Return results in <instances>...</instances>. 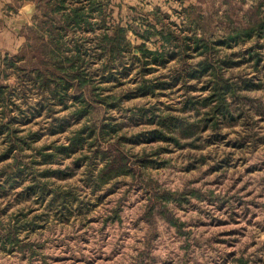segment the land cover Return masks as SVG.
<instances>
[{
  "label": "trees",
  "instance_id": "trees-1",
  "mask_svg": "<svg viewBox=\"0 0 264 264\" xmlns=\"http://www.w3.org/2000/svg\"><path fill=\"white\" fill-rule=\"evenodd\" d=\"M33 1L32 24L21 31L24 44L17 52H0V198L22 187L14 201L47 203L59 221L67 222L72 215L87 213L90 204L83 203L73 187L57 185L52 178L71 177L85 164L84 182L96 193L121 175L137 178L141 169L156 162L146 153L131 162L122 149L124 141L145 139L203 148L222 137L223 124L252 116L244 109L251 110L245 104L246 92L263 87L264 80L234 69L248 61L259 71L264 61L258 51L264 39V0H220L208 10L183 7L180 24L156 8L147 14L143 28L115 21L112 0ZM218 29L224 37L215 39L212 34ZM131 31L143 42H132ZM151 36L157 37L155 47H150ZM251 40L254 44L243 49V43ZM134 67L140 77L136 86L118 92L109 82L128 77ZM165 68L167 75H154ZM176 85L183 89L177 107L144 109L155 126L151 130L117 137L116 125L104 120L107 108L121 107L131 97L171 92ZM66 115L72 116L68 123ZM35 119L47 121L51 134L69 133L68 142L35 146L41 137L30 125ZM208 129L212 133L206 137L203 131ZM76 153L80 154L73 168L49 166ZM96 154L103 159L100 166ZM39 165L47 166L39 170ZM141 183L149 197L143 218L153 227L158 216L178 225L168 207L172 201L187 195L203 197L199 189L173 193L152 179ZM9 206L0 207V217L8 214ZM28 212L19 209L8 215L7 222L0 220L4 247L31 249L21 231L42 226L49 213L28 218ZM112 218H120L117 209Z\"/></svg>",
  "mask_w": 264,
  "mask_h": 264
},
{
  "label": "rangeland",
  "instance_id": "rangeland-1",
  "mask_svg": "<svg viewBox=\"0 0 264 264\" xmlns=\"http://www.w3.org/2000/svg\"><path fill=\"white\" fill-rule=\"evenodd\" d=\"M135 15L128 20L124 14L126 17L115 21H129L135 28H143L147 14L139 12ZM197 31L201 33L200 29ZM224 33L218 29L212 37L220 39ZM135 38L143 42L131 31L129 39L134 42ZM156 40L157 37L151 36L150 47H155ZM253 44L251 40L242 47L245 49ZM258 45V51L264 57V39ZM138 69L134 67L128 77L109 83L114 84L118 92L122 88L135 87L140 79L136 75ZM234 72L253 76L256 81L264 80V61L259 71L252 62L243 61ZM167 73L169 69L165 68L154 75ZM169 91L151 98L131 97L123 107L107 108L104 120L111 119L116 125L117 137L151 130L155 126L145 117L144 109L177 107L183 89L176 85ZM246 93L245 104L251 110L244 109L252 114L249 118L253 123L252 137L246 132V122L239 120L236 124H223L219 128L222 137H215L203 148L145 139L124 141L122 149L131 157V162L144 153L156 162L141 169L137 178L125 174L106 184L97 192L101 200H96V193L84 182L85 164L71 177L52 178L57 185L73 187L81 195L82 202L90 204L87 213L72 215L67 222L59 221L55 210H48L47 203L14 201L22 187L10 190L5 198H0V207L10 203L8 214L0 220H6L19 209L25 212L32 209L28 218L49 214L47 221L41 220L42 226L21 231L24 243H30L34 250L24 252L26 249L20 246H14L18 250L11 251L8 250L10 246L7 250L0 248V264H264V165L261 167L264 161V86ZM98 116L102 117V111H98ZM30 125L41 132L35 146L63 143L69 138L68 133L51 134L44 119H35ZM211 133L209 129L203 131L206 137ZM94 158L99 166L102 165L103 159L98 154ZM71 161V156L64 157L49 166L70 169L66 165ZM44 166L47 165H39L38 169ZM151 179L173 193L199 189L203 197L187 195L181 201H172L168 207L178 225H171L158 216L153 227L143 218L149 197L141 183ZM116 209L120 218L113 219Z\"/></svg>",
  "mask_w": 264,
  "mask_h": 264
},
{
  "label": "crops",
  "instance_id": "crops-1",
  "mask_svg": "<svg viewBox=\"0 0 264 264\" xmlns=\"http://www.w3.org/2000/svg\"><path fill=\"white\" fill-rule=\"evenodd\" d=\"M212 2L219 4L220 0H112L113 18L120 19L126 17L124 16V14H127L128 20H130L129 19L130 17L135 18L136 17L135 14L139 12L149 14L152 11H154L156 8H159L160 10L171 14L172 20H176V22L180 24V21H178L179 19L178 15L183 14V7L195 6L198 7L197 8L198 10L199 7L201 6V8H203L204 10L206 9L208 10V8L211 7ZM224 8L225 5H222L221 11H223ZM35 12H36V4L33 0H0V52L13 53V52H17L22 47V45L25 42V37L22 35L21 31L25 25L32 24L33 15L35 14ZM157 25H164V24H157ZM135 42H139V41L136 40L135 38L134 43ZM125 104L123 106H125ZM261 105L262 104H259V107H261ZM118 108L120 107H117V109ZM256 108H254V110L258 111ZM263 110L264 109L262 108V114L264 115ZM68 117L69 116L65 117L66 123H68L67 121L72 119L71 117L69 118ZM239 120H238L239 122H246L245 124V128H247L246 132L250 137L254 136L250 129L253 124L252 121L249 119L246 121V119L244 118ZM238 121L232 123H225V124L232 125V124H236ZM66 142H68V140ZM71 157H72V161L69 162L68 165L66 166L73 168L74 160L78 156L73 157L72 155ZM263 165H264V161L261 167H263ZM254 170L255 167L253 169L251 168L250 171L252 172ZM94 196H97L96 200L97 199L101 200V197L97 195V192ZM8 247L9 245H7V248ZM0 248L6 249V247H4L1 244V242H0ZM14 249L18 250V248L14 246L10 247L8 250L11 251ZM29 250L33 251L34 247L32 246L31 249L27 248L26 250H24V252L26 251L30 252Z\"/></svg>",
  "mask_w": 264,
  "mask_h": 264
}]
</instances>
